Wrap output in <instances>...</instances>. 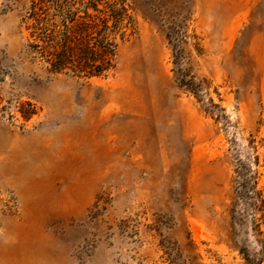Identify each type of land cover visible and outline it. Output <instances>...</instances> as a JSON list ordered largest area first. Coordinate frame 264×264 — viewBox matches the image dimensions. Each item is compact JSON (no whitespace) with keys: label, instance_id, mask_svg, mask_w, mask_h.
<instances>
[{"label":"rangeland","instance_id":"rangeland-1","mask_svg":"<svg viewBox=\"0 0 264 264\" xmlns=\"http://www.w3.org/2000/svg\"><path fill=\"white\" fill-rule=\"evenodd\" d=\"M108 1L86 78L0 0V264H264V0Z\"/></svg>","mask_w":264,"mask_h":264},{"label":"trees","instance_id":"trees-1","mask_svg":"<svg viewBox=\"0 0 264 264\" xmlns=\"http://www.w3.org/2000/svg\"><path fill=\"white\" fill-rule=\"evenodd\" d=\"M25 1L23 21L30 30L29 52L47 71L86 78L108 75L116 68V38L125 37L133 17L122 2L108 0ZM31 118L37 107L29 103Z\"/></svg>","mask_w":264,"mask_h":264}]
</instances>
